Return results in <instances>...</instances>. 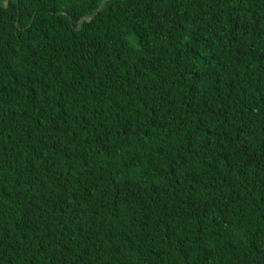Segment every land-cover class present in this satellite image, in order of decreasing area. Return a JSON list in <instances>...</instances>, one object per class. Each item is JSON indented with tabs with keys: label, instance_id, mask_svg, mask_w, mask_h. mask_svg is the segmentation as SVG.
<instances>
[{
	"label": "trees",
	"instance_id": "trees-1",
	"mask_svg": "<svg viewBox=\"0 0 264 264\" xmlns=\"http://www.w3.org/2000/svg\"><path fill=\"white\" fill-rule=\"evenodd\" d=\"M0 264H264V0H0Z\"/></svg>",
	"mask_w": 264,
	"mask_h": 264
}]
</instances>
